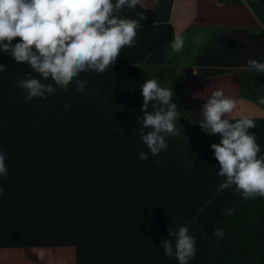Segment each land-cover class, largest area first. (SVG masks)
Listing matches in <instances>:
<instances>
[{
    "label": "trees",
    "instance_id": "1",
    "mask_svg": "<svg viewBox=\"0 0 264 264\" xmlns=\"http://www.w3.org/2000/svg\"><path fill=\"white\" fill-rule=\"evenodd\" d=\"M244 1L264 28V0ZM172 6L158 0L159 23L137 28L135 45L123 47L104 72L79 73L83 91L57 85L26 101L15 80L31 69L0 52L7 167L0 176V248L74 247L76 264H177L159 245L172 239L169 228L186 225L196 241L189 264H264V197L219 189L223 178L210 147L219 134L185 124V79L221 77L248 68L250 58L264 60V29L186 32L177 53L170 48ZM152 78L174 92L176 134L166 150L141 161L137 153L148 149L138 133L139 84ZM256 82L264 95V74ZM254 123L248 131L264 152V118ZM215 228L224 235L217 238Z\"/></svg>",
    "mask_w": 264,
    "mask_h": 264
},
{
    "label": "clouds",
    "instance_id": "2",
    "mask_svg": "<svg viewBox=\"0 0 264 264\" xmlns=\"http://www.w3.org/2000/svg\"><path fill=\"white\" fill-rule=\"evenodd\" d=\"M137 5L141 0H0V52L31 69L24 78L15 80L24 99L43 98L57 85L67 90L72 84L75 90L83 91L85 81L78 78L79 73H102L114 64L122 47L135 45L138 21L119 13ZM16 37L19 40L13 43ZM183 45L184 37L174 33L171 50L178 53ZM246 66L264 74V60L250 58ZM4 67L0 64V72ZM139 89L142 117L138 118V133L148 151H139L137 159L143 161L168 148L167 138L176 134L178 112L172 88L152 78L139 84ZM257 103L264 105V95L257 96ZM236 105L235 98L217 88L201 105L202 118L194 122L207 134H219V142L210 145L219 165L216 176L223 178L219 189L232 188L246 200L264 197V152L255 133L248 131L255 127L254 117L241 114L230 119ZM64 107H69V101ZM5 175V154L0 151V176ZM232 211L227 210L229 215ZM213 234L220 238L224 231L215 228ZM168 236L172 239L160 241L163 254L175 257L177 264H189L196 256V241L189 228H169Z\"/></svg>",
    "mask_w": 264,
    "mask_h": 264
},
{
    "label": "crops",
    "instance_id": "3",
    "mask_svg": "<svg viewBox=\"0 0 264 264\" xmlns=\"http://www.w3.org/2000/svg\"><path fill=\"white\" fill-rule=\"evenodd\" d=\"M218 1L224 2L225 0H173V6L169 20L173 27V33H180L183 35L190 31L202 34L206 32L213 33L223 30H234L238 28H246L247 30H252L254 28L258 30L264 29L253 14V16H250L251 19H246L227 15L228 11L217 10L218 12L225 14L220 13L219 16L213 17V12L205 9L207 5H204L206 3L208 4V2H211L209 4L211 7V5L214 6L215 3L220 4ZM237 1L242 6H246V8H248L244 0ZM157 2L158 0H141L142 6H139L145 11L134 12L123 8V10H120L119 14L124 17L132 15V19L138 21L139 26L137 28L148 24L150 19V21L153 19L156 23H159L157 19L158 14L154 13L153 11L157 5ZM221 9L222 8L220 7V10ZM136 10H139V8ZM206 10L209 13L208 17L202 16L203 14L206 15ZM125 50L122 47L120 52L126 53ZM254 75L256 76L254 77ZM257 76L258 74H256L251 69L243 68L221 77L198 79H201L209 88L211 87L214 90L218 87L220 89L223 88L224 90H222L225 95H227L228 90L238 91V96H230L235 98L237 101L236 108L229 117L230 119H235L241 114H251L254 118H264V110L257 103V82L255 86L253 85L254 79H256ZM191 82V78L185 82V95L188 115L185 124H195L194 121H198L202 118L200 116V109L201 105L206 100V96H203L204 101L200 103V108L196 111L194 109L191 110V105H189L190 96L192 94V88H190ZM245 84H247V86L252 84L253 88L255 89L256 94L254 95V101L250 100L248 96H244L243 92L241 93V90L247 87ZM0 264H76V250L74 247L0 248Z\"/></svg>",
    "mask_w": 264,
    "mask_h": 264
},
{
    "label": "rangeland",
    "instance_id": "4",
    "mask_svg": "<svg viewBox=\"0 0 264 264\" xmlns=\"http://www.w3.org/2000/svg\"><path fill=\"white\" fill-rule=\"evenodd\" d=\"M220 4H216L213 6L211 5V7L209 6V4L211 2H208V4L206 3L204 6L205 9H208L209 11H212L213 13V17L219 16L221 12L219 11H228L227 15H231L234 17H242V18H246V19H251L250 16H253L251 11L246 8V6H242L237 0H225L224 2H220L218 1ZM220 7L222 8L220 10ZM207 11V10H206ZM211 14V13H210ZM221 14H225V13H221ZM202 16H209L208 11L206 12V15L203 14ZM186 18V17H185ZM255 25V24H254ZM254 27V26H253ZM256 75H254L255 77ZM192 82H191V87L192 88V94L190 96V104L191 105V110H198L200 108V103L203 100V96H207L210 95V93L214 90L211 87L209 88L205 82H203L201 79L198 78H191ZM190 80V78L185 79V82ZM256 84V79H254V86ZM247 86V84H245ZM222 86V85H221ZM219 88V87H218ZM217 89V88H216ZM223 89V88H222ZM224 90V89H223ZM227 95L229 96H233L236 97L238 96V91H232V90H228L227 91ZM243 92L244 96H248L250 98V100L254 101V95L256 94L255 89L253 88L252 84L248 85L246 88H243V90H241V93Z\"/></svg>",
    "mask_w": 264,
    "mask_h": 264
}]
</instances>
